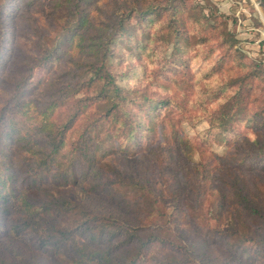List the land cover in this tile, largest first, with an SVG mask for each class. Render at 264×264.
<instances>
[{"label":"rangeland","instance_id":"rangeland-1","mask_svg":"<svg viewBox=\"0 0 264 264\" xmlns=\"http://www.w3.org/2000/svg\"><path fill=\"white\" fill-rule=\"evenodd\" d=\"M163 1L92 0L86 10L90 22L100 25L108 23L115 3H136L134 11H139L148 3ZM177 2L179 9L174 18L170 19L172 13L168 10L157 19L159 30L169 27L175 18L179 19L176 26L183 27L185 23L177 38L183 51L180 61L168 60L170 55L166 60L159 58L163 52H170L171 30L155 33L156 42L147 47L146 53H140L137 44L145 45L152 29L148 23L141 24L138 14L131 19L135 37L130 41L125 35L126 41L112 50L115 71L125 77L133 90L138 89L155 101L168 99L172 103H155L158 120H146L148 130L133 141L135 148H130L131 153L123 152L118 143L109 139L108 145L110 149L115 147V151L98 154L100 174L93 187L83 182L78 171L69 172L66 180L61 173L54 178L43 172L35 177L37 183H32L23 161L16 164L11 190L27 193L43 217L53 216L49 215L53 213L54 201L65 200L122 222L159 225L164 242L158 243L154 254L141 264H177L186 244L192 245L194 264H264L262 259L247 255L248 240L253 239L258 223L235 202L227 175L230 169L231 174L240 175L245 190H259L264 202V174L258 170L262 162L247 157V138L253 139L259 130L254 120H258L255 115L264 107L263 85L251 79L250 91L254 94L250 102L245 96L233 107L236 121L229 125V132L214 131L206 119L217 107V99L212 96L221 93L218 88L229 95L238 79L247 73V67L264 71V0ZM204 17L211 25L224 23L233 39L232 48L225 46L223 51L215 40L202 44L200 32H206L201 26ZM198 20L203 21L201 25L194 23ZM76 27L74 14L67 11L62 0H0V108L13 101L14 80L23 74L31 78L26 80L27 89L44 77L57 76V85L62 84L63 73L69 67L64 59L80 57L74 37ZM42 47H48L57 56L43 69L28 62ZM152 47L156 51L154 56L148 55ZM218 58L221 60L215 62ZM214 63L223 65L221 70L210 69ZM222 73L224 80L232 84L219 85L225 83L217 81ZM28 102L31 113L34 103ZM69 107L70 104L67 111ZM97 107L95 103L90 111L100 112ZM84 122L82 116L78 117L69 131V141L78 137ZM33 140L38 146L42 144L38 136ZM177 140L190 144L185 154H181L183 144L180 147ZM6 143L3 152L13 155L16 163L22 155L27 157L13 143ZM203 171L206 178L197 175ZM131 179L141 181V185L131 183ZM105 181L110 182L109 190L103 189ZM1 227L0 219V264H53L55 259L68 264L70 242L60 243L55 255L51 249L37 245L33 232L22 231L12 239ZM228 233H232L231 238Z\"/></svg>","mask_w":264,"mask_h":264},{"label":"trees","instance_id":"trees-1","mask_svg":"<svg viewBox=\"0 0 264 264\" xmlns=\"http://www.w3.org/2000/svg\"><path fill=\"white\" fill-rule=\"evenodd\" d=\"M91 1L62 0L67 11L74 14L77 26L74 37L77 39L80 53L78 59L68 57L64 59L69 67L63 73L65 78L61 81L62 84L57 85L56 81L59 80L57 76L53 79L44 77L31 83V88L27 89L26 80L30 77L23 74L14 80L13 101L0 108V145L3 147L0 148L1 228L5 235L12 239L22 231L33 232L37 245L40 248L51 249L55 255L58 253L60 243L70 242L68 264H141L144 258L154 254L153 250L158 243L164 242L161 236L162 227L159 225L122 222L65 200L54 201L53 213L49 215L53 216L43 217L35 209L27 193L22 190L16 192L11 190L16 177V164L23 161L27 163V172L31 175L32 183L36 184L35 177L43 172L54 178H58L61 173L60 176L66 180L69 172L78 171L83 182L95 186L100 174L98 163L101 156L98 154L103 155L109 150L115 151V147L110 149L109 139L114 144L118 143L123 152L131 153L133 141L143 137L148 130L146 120H158L155 103L172 104L168 99L155 101L145 93H139L138 89L133 90L125 77L115 71V55L112 50L120 42L126 41L125 35L130 41L135 37L131 19L134 14H138L142 17L141 24L148 23L152 29V32L148 31L150 40L145 42L146 46L143 43L137 44L140 46V53H146L147 47L156 42L155 33L160 31L162 34L171 30L170 41L168 40L171 42L170 52H163L159 58L166 60L170 55L168 60L180 61L183 51L177 38L180 30H184L185 23L183 22V27L176 26L179 19L175 18L171 21V27L162 26L159 30L160 23L157 19L168 10L172 13L170 19L174 18L179 9L178 0L151 2L139 11H134L136 3H115L112 14L107 19L108 23L100 25L90 22V14L86 7ZM202 22L198 20L194 23L201 25ZM201 26L207 32H200L202 44L209 45L211 40H215L223 51L225 46H228L226 47L228 49L232 48L233 39L226 31L224 23L211 25V22L205 19ZM181 32L183 35L186 34V31ZM155 53L152 47L148 55L154 56ZM56 57L53 50L42 47L39 54L32 56L28 62L43 69ZM220 60L218 58L215 62ZM222 67L223 65L214 63L210 69L221 70ZM223 77L224 73L217 79L218 83L224 80ZM251 79L259 81L264 88V71L261 69L257 71L253 67H247V73L238 79L236 87L233 84L235 87L233 93L224 94L225 90L221 91L218 88L221 93L212 96L217 99V107L206 115L211 129L223 134L231 130L229 125L236 121L232 112L233 107L245 96L247 102H250L254 94L250 91ZM224 81L225 83L219 85L232 84ZM44 95H47V98H43ZM27 100L34 103V111L31 113L27 109L29 105ZM95 103L98 104L97 110L100 112L90 111ZM80 116L84 118V126L78 137L69 141V131ZM255 118L258 120H254V123L258 125L260 131L257 130L253 139L247 138V157L250 160L259 158V162H262V166L258 168L259 174H264V107L256 113ZM34 136L40 137L42 141L40 146L33 140ZM7 140L27 157L22 155L16 163L13 155L4 154ZM177 144L180 147L183 144L181 154H185L190 146L178 140ZM197 175L206 178L204 171L200 174L197 172ZM227 175L231 181L229 188L235 202L241 204L242 211L258 223L252 234L253 239L248 240L247 255L251 258L256 256L264 261V202L260 191L253 193L246 191L241 176L231 174V169ZM130 182L141 185V181L134 179ZM74 184H79V180L76 179ZM109 185V181L103 182V189L109 190ZM228 237L231 238L232 233H228ZM191 246L186 244L182 247V257L177 264H194ZM53 264L63 263L55 259Z\"/></svg>","mask_w":264,"mask_h":264}]
</instances>
